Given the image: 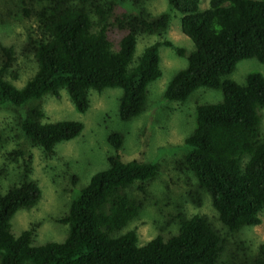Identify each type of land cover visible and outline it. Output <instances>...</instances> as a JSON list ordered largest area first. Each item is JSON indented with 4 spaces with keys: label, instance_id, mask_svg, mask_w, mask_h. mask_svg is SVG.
Instances as JSON below:
<instances>
[{
    "label": "trees",
    "instance_id": "obj_1",
    "mask_svg": "<svg viewBox=\"0 0 264 264\" xmlns=\"http://www.w3.org/2000/svg\"><path fill=\"white\" fill-rule=\"evenodd\" d=\"M167 2L182 14L181 30L195 50L187 66L168 83L164 98L182 102L201 87L223 93V101L197 106L196 125L184 139L185 152L176 162L177 169L192 173L198 187L210 196L221 226L230 233L256 226L264 213V138H260L257 113L264 108V76L251 73L245 84L227 76L244 59L264 63V0H209L204 10L200 0ZM30 13L34 15L26 7L24 14ZM111 13L101 0H54L49 11L40 13L37 36L27 43L37 68L21 88L6 78L15 49L0 46L6 56L0 64V106L26 107L21 130L47 154L58 143L77 137L84 124L42 122L44 96L59 98L65 89L75 108L85 112L90 89L121 88L118 114L126 122L142 113L149 84L162 74L159 47L172 46V41H156L134 62L137 34L129 22L118 19L120 27L129 24L131 30L114 48L107 35ZM169 19L164 14L140 25L147 33L160 32ZM177 52L184 54L180 48ZM107 141L114 149L109 167L92 175L59 220L69 227L64 241L34 246L33 228L17 237L11 232L16 212L35 205L42 196L35 180L24 175L0 195V264H218L225 239L210 219L199 214H180L178 231L167 240L158 236L139 246L133 229L119 234L141 209L125 189L155 179L161 164L136 158L123 161L120 132H111Z\"/></svg>",
    "mask_w": 264,
    "mask_h": 264
},
{
    "label": "rangeland",
    "instance_id": "obj_2",
    "mask_svg": "<svg viewBox=\"0 0 264 264\" xmlns=\"http://www.w3.org/2000/svg\"><path fill=\"white\" fill-rule=\"evenodd\" d=\"M79 2L80 0H74ZM112 13L108 38L118 47L121 38L131 29L137 34L133 61L137 62L144 49L158 40L168 39L172 46L159 47L161 76L148 86L145 108L130 121H122L118 114L121 88H106L99 92L88 91L89 107L85 112L75 108L68 92L60 90V97L46 95L42 99V122L63 120L84 124L75 138L58 143L51 154L32 143L23 133L20 121L26 107L9 103L0 106V195L18 184L24 175L35 180L41 191L40 200L33 206L22 208L11 219V232L18 236L33 228L32 245L49 241H64L69 227L59 220L95 173L109 167L108 157L114 155L107 137L111 132L124 135L119 150L123 161L138 159L161 164V172L152 181L135 183L126 192L141 205L139 216L131 220L120 232L133 229L137 244L143 246L155 237L167 240L178 231L177 217L205 216L225 239L218 264H259L264 261V213L261 223L245 226L230 233L221 226L210 196L197 185L192 173L177 169L176 162L183 156L184 139L196 125V108L203 104L223 101L220 89L201 87L185 101H169L164 92L173 76L188 64V56L195 50L194 43L181 30L182 14L171 8L167 0H101ZM54 0H0V46L12 45L15 49L14 64L7 79L21 88L35 72L36 62L29 51L30 39L37 36L40 13L49 11ZM209 6V0H200V10ZM29 7L33 14L25 15ZM170 16L163 31L147 33L140 22L149 23ZM38 15V16H35ZM127 18L130 21H127ZM129 22L120 27L117 20ZM184 51L179 55L177 49ZM6 56L0 49V64ZM17 73V78L13 73ZM264 76V63L255 58L240 61L227 77L238 84H245L247 75ZM29 104L25 105L28 107ZM260 138H264V108H258ZM144 187L142 190L140 187Z\"/></svg>",
    "mask_w": 264,
    "mask_h": 264
}]
</instances>
